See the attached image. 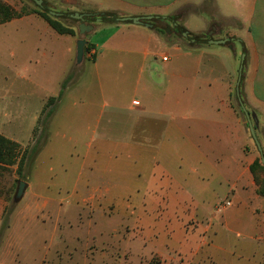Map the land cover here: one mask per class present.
Listing matches in <instances>:
<instances>
[{"label":"crops","instance_id":"crops-1","mask_svg":"<svg viewBox=\"0 0 264 264\" xmlns=\"http://www.w3.org/2000/svg\"><path fill=\"white\" fill-rule=\"evenodd\" d=\"M61 1L68 5L60 9L64 11L178 17L179 24L202 36L192 44L174 32L170 20L155 21L157 28L143 21L104 23L111 24L106 40L93 42L94 35H88L84 58L77 63L76 48L59 50V33L45 19L48 26H41L35 13L0 24V50L6 54L0 58V134L21 145L20 159L35 142V129L55 92L47 84L50 80L32 77L37 70L29 66L33 61L43 59L52 65L58 60L57 51L64 56L72 53L69 74L74 66L91 63V90L102 101L97 108L85 102L80 114L84 121L96 115L92 139L96 146L87 144L91 147L82 157L72 193L88 194L82 205L92 201L89 209L100 217L132 219L142 229L171 227L166 237L155 238L151 245L144 235L126 237L137 256L205 264L221 253L231 262V236L206 241L186 226L201 218L198 211L213 208L234 207L228 224L239 219L245 226L244 214L255 218L263 211L264 196L258 194L250 169L258 149L245 114L236 105V90L240 76V96L256 118L255 130L264 150V0ZM93 25L90 34H96L97 25ZM73 36L81 37L78 32ZM26 39L32 40L35 53L20 48ZM223 39L229 41L207 42ZM88 71L89 67L82 83L88 81ZM105 89L111 93L109 100ZM61 110L72 113L69 107ZM68 140L78 142L71 136ZM38 153L36 158L42 151ZM11 166L18 168V162ZM29 177L20 201L29 194L42 196L34 191ZM121 193L130 199H120ZM187 199L196 213L185 206ZM47 204L42 198L39 209L43 211ZM82 205L76 209H84ZM62 215L57 216L58 226ZM10 230L0 248V264H38L26 260L35 256L24 252L20 238L10 236ZM246 243L241 244V251Z\"/></svg>","mask_w":264,"mask_h":264},{"label":"rangeland","instance_id":"rangeland-1","mask_svg":"<svg viewBox=\"0 0 264 264\" xmlns=\"http://www.w3.org/2000/svg\"><path fill=\"white\" fill-rule=\"evenodd\" d=\"M6 1L18 9H35L34 3L30 0ZM48 2L59 10L68 6L61 0H48ZM37 11L39 10L37 9L35 14L40 17L38 23L41 26H48ZM96 25V34L89 33V35H94L93 42H104L110 32L111 24L96 22ZM120 36L126 35L120 34ZM56 37L59 50L62 51L68 46L76 48L78 40L73 34L68 36L57 34ZM20 48L23 51L28 49L30 54L35 53L31 39H26L25 45L21 43ZM242 53L243 51L241 55ZM2 54L6 55L0 50V58ZM123 56L124 53L119 57ZM57 58V62L52 65L43 59H37L29 65L37 69L32 75L33 78L39 75L42 81L50 80L47 84L54 88L55 96H52L54 98L52 111L44 114L49 115L47 116L50 117L49 121L43 125V131L39 128L40 134L36 132V138L39 137L40 140L38 150L42 151L41 156L36 158L39 154L37 153L30 157L29 161L24 163L21 172L16 166L0 163V248L11 227L10 236L20 238L24 252L29 256H35V259L24 257L28 262L36 260L38 264H185L182 259L164 261L157 255L137 256L130 251L126 237L131 234L144 235L148 237L147 244L151 245L155 238L161 235L166 237L167 232L171 230L170 226H148L142 229L143 227L135 225L132 219L113 215L100 217L89 209L92 201L82 205V199L88 194L72 193V184L82 165V157L91 147V145L87 147V144L92 143L93 149L96 146L95 139L92 140L95 136L96 115L91 114L84 121L80 112L86 107L85 102H89L90 107L97 108V102H101L102 99H97L91 90L89 82L91 63L80 64L77 68L74 66L71 80L66 81L74 54L64 56L62 52L57 51ZM88 67V81L82 83ZM105 91L106 99H111L110 91L107 89ZM25 99L27 102L29 98L25 96ZM236 105L244 114L238 100ZM68 107L72 108V113L64 114L61 109ZM56 110L58 113H55ZM80 122L83 123L82 126ZM70 136L78 140L77 144L68 140ZM257 153V157H260L258 150ZM92 167L94 170L97 168L96 165ZM28 177L33 183L34 191L42 196L32 198L34 196L29 194V197L25 196L22 201L14 202L19 180H28ZM119 197L124 200L130 199L129 194L124 193L119 194ZM42 198L48 200L47 207L43 211L39 209ZM187 201L184 204L190 208V213H196L191 201L188 199ZM257 202L256 200L253 204ZM77 204L82 205L84 209H76ZM233 209L234 207H227L221 210L213 208L209 211H198L201 218L187 223V229L193 231L195 235L204 237L206 241L213 236L219 238L231 236L233 240L229 244L233 249L231 262L229 257L217 253L211 261L206 259L205 264H264V208L255 218L248 212L244 214V219L248 221L246 226L240 225L239 219L228 224L227 221L234 218L231 216ZM59 213H63L64 220H60L62 222L58 226L56 220ZM245 241L246 246H243L244 251H241V244ZM226 246L228 247V242Z\"/></svg>","mask_w":264,"mask_h":264},{"label":"trees","instance_id":"trees-1","mask_svg":"<svg viewBox=\"0 0 264 264\" xmlns=\"http://www.w3.org/2000/svg\"><path fill=\"white\" fill-rule=\"evenodd\" d=\"M208 1H212V0H208ZM34 5H35V9L39 10L37 12H39V14L48 22V24L59 34L75 35L77 33V28H78V25L80 24V21L71 17V15L74 14L76 11H64V10L56 9L52 7L47 0H44L43 7H40L39 5L35 3ZM35 9H25V8L18 9L14 7L12 4H10L9 2H7L6 0H0V24L8 22L17 17H21V16H24L30 13H35L36 11ZM51 11H61L63 15L52 14ZM186 12H187V9L185 13ZM63 18H65L66 21H62ZM98 19H100V21H98ZM167 20H170L171 22H173L174 26L172 27V29L177 35L183 36V32H187L188 38L195 39L192 44H196L200 41V38L202 35L195 34L189 31L188 29H186L182 24H179L178 17H169V18L168 17L167 18L152 17L149 20H142V21L145 23H150V25L157 28V24L155 23V21H167ZM85 21L91 24H96V22H104V23L125 22L124 17H120L119 15H117V13L109 12V11L95 12V14H91L87 16L85 18ZM88 35L89 33L86 34L85 37H87ZM184 38L186 39V37ZM210 41L211 40H207V42L212 43ZM71 78H72L71 74H69L66 81H70ZM53 101H54V98L52 97L48 99L46 106L44 107V110L42 112L41 118L39 120L38 126L35 129V136H37V133L40 134L39 128H41V130L43 131L44 130L43 125H45L46 122L49 121L50 117H47L49 115L47 116L45 115L52 111ZM35 139L36 140L33 143V145H31L30 147L26 149L25 153L19 160V163H18L19 172H21V168L23 167L24 163L28 162L30 157H32L33 155H36L39 151L38 150L39 141H40L39 137ZM20 149H21V145L19 143L0 134V163H2L3 165L16 164L19 158ZM250 169L253 174L254 180L257 184L258 194L264 196V164L261 162L260 157L256 158V160L251 164Z\"/></svg>","mask_w":264,"mask_h":264},{"label":"water","instance_id":"water-1","mask_svg":"<svg viewBox=\"0 0 264 264\" xmlns=\"http://www.w3.org/2000/svg\"><path fill=\"white\" fill-rule=\"evenodd\" d=\"M33 3L39 5L40 7H43L44 4V0H31ZM52 14H56V15H63V13L61 11H51ZM91 14H95V12H75L74 14L71 15L72 18L80 21V24L78 25L77 28V32L79 35H81V37L78 39L77 44H76V62L77 63H81L83 58H84V53L86 51V44L88 43V39L85 37L86 34L90 33L93 29H94V25L91 23H87L85 21V18ZM143 19H149V16H145V17H139V16H133V17H124V20H132L135 23H142ZM62 21H66L65 18L62 19ZM98 21H100V19H98ZM146 25H150L149 23H146ZM183 36L186 37V39H188L189 41H194L195 39L193 38H188V33L187 32H183ZM229 41V39H223V40H211L210 42L216 44V43H225ZM244 62V55L242 56L241 59V66H240V75L242 72V65ZM239 85H240V76H239V80L237 82V97L240 103V106L242 108V111L245 114V117L247 119V123H248V128L250 131V134L256 144V147L259 151L260 154V158H261V162L264 164V150L263 147L261 145V142L257 136L256 130H255V122H256V118L248 111L245 103L242 101V98L240 96V91H239ZM26 186L27 183L24 180H19L18 182V186H17V190L16 193L14 195V202H19L22 197L25 194L26 191Z\"/></svg>","mask_w":264,"mask_h":264},{"label":"built area","instance_id":"built-area-1","mask_svg":"<svg viewBox=\"0 0 264 264\" xmlns=\"http://www.w3.org/2000/svg\"><path fill=\"white\" fill-rule=\"evenodd\" d=\"M164 59L166 60V59H167V57H164Z\"/></svg>","mask_w":264,"mask_h":264}]
</instances>
